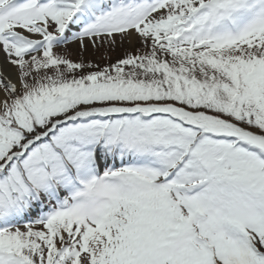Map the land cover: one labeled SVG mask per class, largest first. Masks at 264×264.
Listing matches in <instances>:
<instances>
[{
	"label": "snow or ice",
	"instance_id": "6c2138e0",
	"mask_svg": "<svg viewBox=\"0 0 264 264\" xmlns=\"http://www.w3.org/2000/svg\"><path fill=\"white\" fill-rule=\"evenodd\" d=\"M0 57V264H264V0H0Z\"/></svg>",
	"mask_w": 264,
	"mask_h": 264
},
{
	"label": "rangeland",
	"instance_id": "374dc122",
	"mask_svg": "<svg viewBox=\"0 0 264 264\" xmlns=\"http://www.w3.org/2000/svg\"><path fill=\"white\" fill-rule=\"evenodd\" d=\"M136 47H138L137 43H134L132 45H130L128 41H124L123 43H121L119 37H117V43L111 49L105 47L96 50L89 47L88 49L81 52L78 47L69 46L67 49H58L57 51H63L64 54L68 55L69 58L73 60L83 59L85 61L103 64L115 61L117 58L123 56L125 52L134 51Z\"/></svg>",
	"mask_w": 264,
	"mask_h": 264
},
{
	"label": "bare ground",
	"instance_id": "6f19581e",
	"mask_svg": "<svg viewBox=\"0 0 264 264\" xmlns=\"http://www.w3.org/2000/svg\"><path fill=\"white\" fill-rule=\"evenodd\" d=\"M0 59H2V57H0Z\"/></svg>",
	"mask_w": 264,
	"mask_h": 264
}]
</instances>
